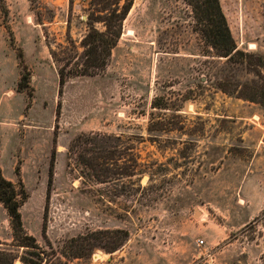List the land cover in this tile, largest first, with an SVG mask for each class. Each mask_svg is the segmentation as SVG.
Masks as SVG:
<instances>
[{
    "label": "rangeland",
    "instance_id": "obj_1",
    "mask_svg": "<svg viewBox=\"0 0 264 264\" xmlns=\"http://www.w3.org/2000/svg\"><path fill=\"white\" fill-rule=\"evenodd\" d=\"M219 1L237 50L264 59V0ZM96 10L0 0V170L26 191L25 232L55 263L71 239L126 231L116 251L69 264H264V106L220 88L262 83L264 65L216 57L184 0H134L105 70L60 88L58 69H82L89 19L106 14ZM38 51L39 65L20 66ZM79 136L92 143L73 147ZM102 145L111 153L83 151ZM12 244L0 204V248L21 256Z\"/></svg>",
    "mask_w": 264,
    "mask_h": 264
},
{
    "label": "trees",
    "instance_id": "obj_2",
    "mask_svg": "<svg viewBox=\"0 0 264 264\" xmlns=\"http://www.w3.org/2000/svg\"><path fill=\"white\" fill-rule=\"evenodd\" d=\"M134 0H91V5L97 7L98 12H106L102 19H96L93 15L89 19V29L81 42V46L84 49L81 58L82 69L75 70L73 72H66L64 67L58 69L59 87L63 88L66 82L72 78L96 76L100 74L108 65L111 57L112 50L117 45L121 34L122 25L126 19ZM192 9L194 19L197 23L198 30L204 42L214 51L216 57L224 58L228 62L233 64L246 63L244 60L237 61L239 56L254 59V63L247 62V66L261 67L264 65V59L260 56L244 55L237 50L236 43L233 40L231 31L229 29L227 20L222 11L219 0H184ZM100 21L104 30L100 31L96 29L94 23ZM53 59L55 58L52 53ZM19 64L22 68H25L23 60V54L18 56ZM65 66H69L72 63L71 58L63 60ZM253 64V65H252ZM259 76V73H257ZM21 80L23 83H19L18 91L22 92L28 90V83H26V75H22ZM25 82V83H24ZM221 90L226 94H235L239 99H243L250 103L264 106V81L262 83H254L252 86H243V91H238L234 88L232 90L226 89V85H220ZM249 88V89H248ZM248 89V91H246ZM32 92L28 93V98H32ZM91 139H87L84 136H79L74 146L78 144L79 147L83 142L89 143ZM85 153H91L92 155H101L104 151L107 154L111 153L109 149H105L102 145L100 151H89L83 149ZM96 157H93L91 161H86L90 170L97 175V180L101 176L107 175V169H103L100 165L93 161ZM16 175H19V170L16 171ZM19 187H16L12 182L6 180L0 170V204L3 206L10 219V228L12 231L13 244L10 245L13 249L23 250L21 256H17L11 249L0 248V264H14L19 259L21 264H69V261L77 258L90 257L93 250L97 247L102 248L107 252H114L120 248L128 239L129 235L126 231H114V232H92L79 236L78 238L71 239L66 242V245L61 252V256L65 259V262L61 259H57L55 263L52 258L55 257L53 249L49 243H47L51 255L43 250L37 243L36 239L29 236L22 223V217L20 213L21 204L27 197L26 191L19 181ZM51 259V260H50Z\"/></svg>",
    "mask_w": 264,
    "mask_h": 264
},
{
    "label": "crops",
    "instance_id": "obj_3",
    "mask_svg": "<svg viewBox=\"0 0 264 264\" xmlns=\"http://www.w3.org/2000/svg\"><path fill=\"white\" fill-rule=\"evenodd\" d=\"M38 54H44L43 52L41 53L40 51H38L37 55L32 57V56H29L28 54L25 53V55L23 54V59H24V62H25V65L27 68H33L36 64H40L39 62L36 63V58L38 59L39 58V55ZM43 56V55H42ZM44 58V57H43Z\"/></svg>",
    "mask_w": 264,
    "mask_h": 264
},
{
    "label": "built area",
    "instance_id": "obj_4",
    "mask_svg": "<svg viewBox=\"0 0 264 264\" xmlns=\"http://www.w3.org/2000/svg\"><path fill=\"white\" fill-rule=\"evenodd\" d=\"M200 243H202V242H200Z\"/></svg>",
    "mask_w": 264,
    "mask_h": 264
},
{
    "label": "water",
    "instance_id": "obj_5",
    "mask_svg": "<svg viewBox=\"0 0 264 264\" xmlns=\"http://www.w3.org/2000/svg\"><path fill=\"white\" fill-rule=\"evenodd\" d=\"M99 256V255H98Z\"/></svg>",
    "mask_w": 264,
    "mask_h": 264
}]
</instances>
